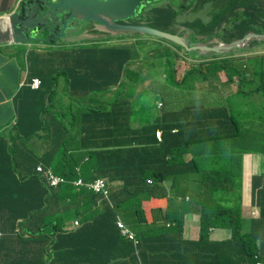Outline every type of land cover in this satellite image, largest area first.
Returning <instances> with one entry per match:
<instances>
[{"label": "trees", "instance_id": "1", "mask_svg": "<svg viewBox=\"0 0 264 264\" xmlns=\"http://www.w3.org/2000/svg\"><path fill=\"white\" fill-rule=\"evenodd\" d=\"M206 2L214 12L210 22L191 25L196 36L218 32L222 23L230 21L232 29L219 35L227 44L250 32L264 34V0ZM176 15L172 12L156 20V27L168 31ZM103 38L114 39L110 35ZM150 49L159 58L141 60ZM181 50L162 39L156 44L143 45L136 40L80 45L48 55L35 50L25 53L28 84L15 95L8 131L0 132V230L4 232L0 264H126L128 259L134 264H264V189L257 202L261 218L253 220L249 232L244 231L240 207H218L214 198L201 201L200 238L186 240L182 232L185 204L179 199L184 194L175 190L164 217L169 226L166 221L150 224L145 217L143 202L166 197L162 184L183 174L171 168L187 164L184 156L188 151L180 143L171 146L176 138L168 137L172 129L175 136L181 134L182 125L177 121L165 128L160 123L168 115L164 102H198L191 89H184L191 78L203 80L230 71L238 75L237 66L229 59L189 65L186 58L193 52L182 55ZM179 60L185 61L181 67L176 66ZM160 63L167 68L164 80L153 86L154 92L148 91L147 100L136 98L143 93H137V87L146 76L131 66L146 69L157 82ZM178 72L183 74L179 79ZM34 77L42 82L38 89L30 87ZM174 82L180 89L168 95V86ZM263 90L264 86L259 92L264 94ZM158 100L163 106L155 120ZM157 120L159 124H155ZM207 124L197 120L191 126ZM157 127L165 131L160 143L151 136ZM212 128L217 139L225 142L232 137L230 131ZM161 152L163 161L159 162L155 155ZM40 164L68 182L47 188L36 172ZM80 177L83 184L100 177L121 184L98 206V195L72 184ZM123 215L139 240L138 246L122 238L116 227V217ZM78 221L80 226L72 229ZM210 227L231 230L232 236L212 241ZM9 233L12 238H5Z\"/></svg>", "mask_w": 264, "mask_h": 264}, {"label": "crops", "instance_id": "2", "mask_svg": "<svg viewBox=\"0 0 264 264\" xmlns=\"http://www.w3.org/2000/svg\"><path fill=\"white\" fill-rule=\"evenodd\" d=\"M18 1L24 0H0V15L6 14L5 17H0L1 21V33L7 32L9 27V19L12 14L17 12L22 8V3ZM31 2V0H26ZM192 0H175L173 3L176 7L189 6L187 12L189 14L197 13V9H207L209 15L211 16L214 12L211 4L207 3L206 7H200L196 2ZM204 1V0H201ZM206 1V0H205ZM16 3V4H15ZM26 3V4H28ZM172 13V11L168 12ZM167 16L165 9L162 5L155 7L151 13V22L153 23L154 29H159L158 25L155 24L156 20H161ZM228 25L232 29V24L230 22L222 23L217 29L218 32H223V29L228 30ZM158 26V27H156ZM23 33L26 36L32 37L31 31L27 25L23 26ZM264 35L256 32H250L245 35V38H251L250 35ZM47 35L45 37H35L31 42H21V43H11L13 39H6L4 42H0V48L7 47L10 48L9 52H3L0 49V132H7L10 126L11 118L13 117V106L16 93L19 91L20 87L24 84L28 70L26 58L27 55L22 54L31 51H39L48 55L52 51L56 50H70L73 46H59L54 42L49 43L54 40L56 36ZM189 35V34H187ZM259 41L255 42V47L261 52V56L255 57L252 54H247L243 50L247 45L242 44L241 49L235 50L232 54V58L237 60L235 63L250 77V82H253L251 87L246 84L243 80L240 81L239 77H234L231 82H227V79L223 77L219 80L213 88H208L205 84H197L201 88L210 89V94L207 96V102H203L199 107H188L183 103H169L165 105L167 109V116L160 119V123L163 127H168L175 124L177 121L182 125L181 134L178 139L171 142V146L181 143L184 150L187 149L185 146L187 142L191 143L193 141H198L202 139L206 134H209V129L211 127H220L224 131H230L232 137L222 142L227 149L219 151V149L214 150L208 146H204L207 150L193 151L196 144L190 147L192 152H188L184 156L185 163L184 166H178L171 168L175 173H183L184 170L191 169L193 166V158L200 157L202 153L209 154H224V161L212 164V166H217L224 173V182L218 187V191L225 189L224 186H230L233 189V182H230L229 174L234 175L238 172L240 175V184L238 187H242L241 193L238 199L230 200V205H235L240 207V214L244 222V231L249 232L252 230L253 219L250 217V211L253 207V202L256 197H258V191L262 189L264 185V96L258 92L262 85H264V39L254 38ZM225 72H220L222 75ZM183 74L178 72L177 78L179 79ZM63 82V79H61ZM240 82V84H238ZM249 82V83H250ZM42 83V82H41ZM141 91L145 90L146 86L139 87ZM62 89V87L60 88ZM177 87L172 85L168 86V92L170 94L174 93ZM204 98V97H203ZM231 103V106H230ZM226 108V109H225ZM231 115L237 118L236 124L230 125L226 122L225 118ZM206 120L208 124L203 127L193 128L191 125L194 121ZM213 123L211 124V122ZM155 124H159V121H155ZM160 126V125H159ZM160 129H162L160 127ZM157 130L161 132V137H156L158 142L162 139V130ZM214 143V142H213ZM242 150L240 152L239 150ZM163 152L158 154L156 157L159 162L163 161ZM229 164L228 167L225 165ZM192 179V175L188 176ZM182 176H177L176 178H169L167 182L163 183V187L168 191V195L164 198H148L147 201L143 202V209L148 223L156 220L159 224H163L165 220V213L168 208V198L171 196L170 189L175 191L186 192V194H191L194 190L190 184H182L179 180ZM244 181L241 182V180ZM42 180V179H41ZM43 181V180H42ZM118 184H114L117 187ZM237 187V188H238ZM217 191V192H218ZM185 194V195H186ZM217 195H215L216 198ZM217 199V198H216ZM184 226V236L186 240L196 241L199 239L200 234V215L192 210L185 217ZM5 231H9L4 228ZM211 233V239L213 241H225L231 238V231L227 229L217 228ZM12 238V234L9 233L5 238ZM13 254V258H14ZM126 264H131L130 259L125 260ZM172 264V263H171Z\"/></svg>", "mask_w": 264, "mask_h": 264}, {"label": "water", "instance_id": "3", "mask_svg": "<svg viewBox=\"0 0 264 264\" xmlns=\"http://www.w3.org/2000/svg\"><path fill=\"white\" fill-rule=\"evenodd\" d=\"M142 0H24L21 9L12 14L9 19L7 32L0 33V42L13 39L15 43L30 42L35 37H45L51 33L62 37L64 41L74 43L89 39L85 32L77 34L82 28V23H98L101 31L111 33L115 37L124 36L128 33H142L160 37L171 41L187 52L195 51L197 54L204 52L228 53L242 47L246 38L236 40L230 44L212 46L211 43H196L190 45L188 38L174 36L165 31L146 26L121 25L120 21L133 18L135 9L141 5ZM28 3V4H26ZM68 15V17H66ZM5 17V16H0ZM30 18L47 19L44 25L34 24ZM0 21V28H1ZM27 25L32 37L23 33V26ZM57 28H60L57 30ZM193 33L192 29H187ZM77 34V35H76ZM251 38L264 39V35L253 34Z\"/></svg>", "mask_w": 264, "mask_h": 264}, {"label": "bare ground", "instance_id": "4", "mask_svg": "<svg viewBox=\"0 0 264 264\" xmlns=\"http://www.w3.org/2000/svg\"><path fill=\"white\" fill-rule=\"evenodd\" d=\"M153 1L156 2V4H152ZM159 1H161V0H142L141 5L135 9V11H134L135 15L132 18L134 21H135V19H137V20L142 21V23H136V22L133 23L132 22V24L129 23L127 25L153 27V23L151 22V13L155 7H159L158 6V4L160 3ZM196 1L200 7H206L207 6V4L204 3V1L194 0L193 2H196ZM160 5H162L164 7L165 12L167 13V16L170 14L168 12H170V11L173 12L179 8V7L174 6L173 4L170 5L168 2L164 3V4L160 3ZM66 17H68V15ZM30 19L32 20V22L34 24H40V25H44L47 21V19H39V20H37L35 18H30ZM228 30H230V25H228ZM228 30L226 28H224L223 32H220L219 34L223 35L224 33H226L224 31H228ZM166 32L169 34H172L174 36H179L182 38H188L190 41L193 40L194 38L198 37V36H192V35H179L177 32L172 31V30H168ZM0 33H1V31H0ZM232 33H234V32H232ZM126 35L128 36L127 39H135L134 35H139V37H137V38H142L143 40L146 41V44H156V43H158L157 40H162V38H160V37H155V36H151L148 34H142L139 32L128 33ZM52 36H56V38L54 40H51L49 43L54 42L55 44H57L59 46H63V45L69 46L71 44L70 42L64 41L62 37H59L54 33H52L51 37ZM146 38H148V39L155 38V39H152L153 41H150ZM243 38H245V36L242 38H237L236 40H240ZM32 41H35V40H32ZM130 41H132V40H129L128 42H130ZM257 41H259V40L254 39V38H250V37L248 39H245L244 45H247V46L245 47V49L243 51L245 53H247L248 55L252 54L255 57L261 56L262 54H261V52H259L260 50L255 47V42H257ZM260 42L264 43V41H260ZM11 43H13V41H11ZM58 43H61V44H58ZM149 52L150 53H148V54H146V53L143 54L141 60H144V59L150 60L151 58L153 59V57L156 55L155 51L153 49H150ZM202 54L208 55L209 52H204ZM185 63L191 65L194 62L193 61H186ZM131 68L134 71H140L143 76H146V80L142 81V84L143 85L145 84L144 86H146L149 89L143 90L142 94H136L135 97L138 99L147 100L149 95H150L148 93V91L152 90L154 92L153 86H158V83L156 81H154L151 78V76H148L146 69H138L135 66H131ZM237 71H238V75H235L234 72L230 71V72H225L222 75L217 74L215 76L205 77V78H203V83L208 88H213L216 85V83L219 80H221L223 77H225L226 79L228 78L227 82H231L234 79V77H239L240 81L243 82V80H244L245 82H247L246 84H248V86L251 87L253 85V82H250V77L248 76V74H246L245 72H242L238 66H237ZM238 84H240V82H238ZM38 85L39 86L41 85V80L38 81ZM190 89H191L190 94L197 96L200 87L198 85L193 84L190 86ZM168 95H170V92L168 93ZM230 106H231V103H230ZM226 118L228 119V123L230 125H232L233 123L236 124L237 118L232 117L231 115H228ZM159 129H160V127H157L155 133L151 135L154 139H156V137H159L161 135V132L157 131ZM222 142H224V141L221 139L215 138V136L213 134V128L211 127L209 129V134L208 135L206 134L202 138V142L200 144L196 145L193 151L195 152V150H198L199 147H200V150H207V149H204V146L205 145L208 146V144L211 143L209 145V148L214 149V150L219 149L218 150V152H219V151H222L224 148L227 149V147L224 146V143H222ZM188 152H192V150H189ZM195 157H197V155ZM195 157L192 159L194 162L192 168L188 169V170H184L183 174H182V178L179 180L182 184H190L192 187H194V190L191 192V194H186L184 196L179 197V199L185 204V209L182 211L183 214L185 212H187L188 207L191 206L200 215L201 201L202 202L204 200L207 202L212 201L214 199L217 191H218V187L221 184H223V182H224L223 171L220 170L215 165L212 166V164L224 161V154H222V153H218V154L202 153V155L200 157H198L196 159H195ZM225 166L228 167L229 164H226ZM38 168H39V166H38ZM44 168H45V172L47 173L48 178H50V180H51L50 182L45 183L47 188L54 189V188L61 186L62 184H66L68 182L67 178L57 174L52 168H46L45 166H44ZM38 175L40 176V178L43 181L46 180V178H47L43 174H38ZM189 175L193 176L192 179H189V177H188ZM120 184H121V182L118 184V186ZM116 219H117L116 220V227L118 228L121 237L124 239H127L129 232H130V224L127 222L126 216L125 215L117 216ZM123 223L125 224V227L121 226V224H123ZM152 223H158V222L156 220H153L150 224H152ZM184 226H185V223H183V227H182L183 233H184ZM210 239H211V235H210ZM161 245H162L161 241H159L157 244L158 249L161 248ZM116 246H117V244H116ZM108 249L110 250V253L113 254L111 245L109 246ZM131 264H134L133 261Z\"/></svg>", "mask_w": 264, "mask_h": 264}, {"label": "clouds", "instance_id": "5", "mask_svg": "<svg viewBox=\"0 0 264 264\" xmlns=\"http://www.w3.org/2000/svg\"><path fill=\"white\" fill-rule=\"evenodd\" d=\"M23 1H18V3H22ZM16 4V3H15ZM186 6H182V7H179L177 10H175V11H173V12H177V15H176V19H175V22H174V25L172 26V28H174L175 26H179L183 31H185V32H187V34H189V35H192V36H196L195 34H194V31H193V33H188V31H187V29H192L193 30V28L191 27V25L193 24V23H191L190 21H187L188 23L186 24V21L185 22H182L181 20H180V18L185 14V12H187L188 11V9L187 10H184V8H185ZM203 9H200V10H198V12H200V11H202ZM7 14V13H6ZM6 14H1L0 16H6ZM207 18H208V21H207V23L208 22H210V20H211V16L210 15H208L207 16ZM193 20V19H192ZM182 23L184 24V25H182ZM204 23V22H203ZM90 24H92V23H90ZM90 24H88V23H86V22H84V23H82V28L77 32V34H81V33H83V32H85L86 33V35H88L89 37H91V38H89V39H86L85 41H81V42H79L78 44H82V43H85V42H88L87 40H95V41H100L101 43H100V45H109V44H114V39H112V41H110V39H104L103 37L104 36H107V35H110L112 38H122L121 36H119V37H115L114 35H112L111 33H108V32H105V31H101V30H99L98 28L101 26L100 24H98V23H95V24H97L98 25V27H97V30H96V32L97 33H88V32H86L85 31V29H87L88 27H89V25ZM204 24H206V23H204ZM121 25H123V24H121ZM125 25H127V24H125ZM172 28H170L169 30H172ZM162 31H164V30H162ZM167 30H165V32H166ZM76 34V35H77ZM186 34V35H187ZM219 33L217 32V31H214L212 34H207V35H205V36H203V37H201V36H198V37H196V38H194L193 40H191V44L190 45H194V44H196V43H211V45L212 46H216V45H219V44H222V43H224V44H227L226 42H224L220 37H219ZM126 39L127 38H123V39H119V40H121V43H126V42H128V41H126ZM101 40H105V41H101ZM164 40H166V39H164ZM168 41V40H167ZM131 42V41H130ZM169 42H171V41H169ZM234 42V41H233ZM104 43H106V44H104ZM171 43H173V42H171ZM232 43V42H231ZM175 44V43H174ZM230 44V43H229ZM91 45H93V44H91ZM91 45H89V46H91ZM177 45V44H176ZM73 46V45H72ZM177 46H179V45H177ZM179 47H181V46H179ZM182 49L183 50H181L180 51V54H182V55H184V51L186 52V53H188L183 47H182ZM237 49H241V47L240 48H236V49H234V50H232V51H230V52H228V53H210L209 52V54L208 55H203V54H197V52H195V51H191V52H193L192 53V56H190V57H187L186 59H187V61H193L195 64H201V63H205V62H209V61H212V60H223V59H229V60H231L232 61V63L235 65V66H237L236 65V61L237 60H235V59H233L232 58V53L235 51V50H237ZM184 58V57H183ZM179 62L180 63H184L185 61H182V60H179ZM177 63H178V61H177ZM176 66H177V64H176ZM205 67V66H204ZM219 74V73H218ZM27 78V77H26ZM164 78H165V75H164ZM35 79H37V80H40L38 77H34L33 79H32V81H31V83H30V87L32 88V89H38L40 86L38 85V87H36V88H33L32 87V82L35 80ZM176 81H180V80H178V79H176ZM203 82V80L201 79V77H197L196 79H193V78H191V79H189V82L187 83V85L184 87V89L188 92L189 90L188 89H190V86L191 85H197V84H199V83H202ZM26 84H28L27 83V79L25 80V82H24V84L21 86V87H23V86H25ZM142 86V85H141ZM174 86H176L177 87V90L174 92V93H172L171 95H174L177 91H179V89H180V85H178L176 82H174ZM262 86H264V85H262ZM261 86V87H262ZM20 87V88H21ZM140 87V86H139ZM261 89V88H260ZM259 89V90H260ZM259 90H258V92H259ZM260 93V92H259ZM210 94V89H208V88H206V89H204V88H201L200 87V89H199V91H198V94H197V96H195L197 99H198V102H192V101H187V102H185V103H183V104H186L188 107H195V108H197V107H199L200 106V104L201 103H203V102H207V96ZM262 95L264 96V94L262 93ZM204 97V98H203ZM170 98H171V96H170ZM169 98V99H170ZM155 103L158 105V107L157 108H155L154 109V111H153V115H154V117H155V120H156V118L158 117V114L156 113L157 111H159V109H161L162 108V104H163V101H160V100H158V101H155ZM165 103V105L166 104H169V103H171V102H168V103H166V102H164ZM177 103H181V102H177ZM166 113H167V109H166ZM11 125V124H10ZM162 130V139H161V141L160 142H162L163 141V135H164V130L163 129H161ZM175 132H176V130L175 129H172L171 130V132L168 134V137L169 138H176V139H178L179 137H180V133L178 132V135L177 136H175ZM161 137V135L159 136V138ZM156 140H157V142H158V139L156 138ZM160 142H158V143H160ZM202 142V139H199L198 141H193V142H191V143H189V142H187L186 143V147H187V149L186 150H184V151H189L190 150V147L191 146H194L195 144L196 145H198V144H200ZM180 145H182L181 143H180ZM183 146V145H182ZM183 149H184V147H183ZM188 153V152H187ZM157 155H155V158H157L156 157ZM39 167H41L42 169H43V171L45 172V168H44V165H42V164H40V165H38ZM38 166L36 167V172L38 173V174H43L44 175V173L43 172H39L38 171ZM78 172H79V169L77 168L76 169ZM82 178L80 177V178H78V179H76L75 181H72V184L75 186V187H87L89 190H91V191H93L96 195H98L99 197H100V200H98V206H100L101 205V202H102V199H109V197H110V195H111V193H112V190L114 189V188H116V187H114V184H119L120 182H115L114 184H111L109 181H108V179H106V178H103V177H100V178H97V179H95V180H93L92 182H85L83 185H80V186H77V185H75V182L76 181H78V180H81ZM97 180H104L105 181V183H106V186H107V190H108V195H104V194H100V193H96L93 189H91L90 187H89V185L90 184H94ZM44 182L46 183V180H44ZM167 182V181H166ZM148 183H152V181L151 180H149L148 181ZM162 186H163V184H162ZM118 187V186H117ZM262 189H264V185H263V187H262ZM262 189H260L259 191H258V197H256L255 199H254V202H253V207L251 208V211H250V217L253 219V220H256V219H260L261 218V214H260V210H259V208L257 207V202H258V198H259V192L262 190ZM173 191H174V189H170V194H171V196H172V194H173ZM176 192H180V193H183L184 195L186 194V192H182V191H176ZM158 193H160V192H158ZM166 193H167V195H168V191L166 190ZM164 198V197H163ZM169 198H170V196H169ZM168 198V199H169ZM215 198V197H214ZM177 199V198H176ZM171 205V203L169 202V200H168V207ZM142 206H143V204H142ZM237 208V207H236ZM144 210V209H143ZM167 211V210H166ZM146 217V216H145ZM184 222H185V220H184ZM200 223V222H199ZM167 225L169 226L170 224L169 223H167ZM78 226H80V222L78 221V224L76 225V226H74L72 229H74V228H76V227H78ZM121 226L122 227H125V224L123 223V224H121ZM215 229H217V227H210V229H209V233L210 232H212V231H214ZM220 229H222V228H220ZM228 230V229H227ZM231 231V230H230ZM210 235H211V233H210ZM4 236V232L2 231V229L0 230V239L2 238ZM231 236H232V231H231ZM199 238H200V234H199ZM127 240H129V241H132L136 246H138L139 245V240H138V238L136 237V234L134 233V231L132 230V228L130 227V232H129V235H128V237H127ZM193 241V240H192ZM197 241V240H196ZM213 241V240H212ZM171 263L172 264H176V263H174V261H171ZM171 263H169V264H171ZM257 264H262L261 262H258Z\"/></svg>", "mask_w": 264, "mask_h": 264}, {"label": "rangeland", "instance_id": "6", "mask_svg": "<svg viewBox=\"0 0 264 264\" xmlns=\"http://www.w3.org/2000/svg\"><path fill=\"white\" fill-rule=\"evenodd\" d=\"M194 1V0H193ZM193 1H191V3L193 2ZM152 4H156V2H152ZM209 15V13H208V11H207V9H203L202 11H200V12H197V13H193V14H189V12H185V14L180 18V20L182 21V22H185V21H190V20H192L194 17H197V16H202V17H204L206 20H208V18H207V16ZM88 24H90V23H88ZM182 25H184L183 23H182ZM123 39V38H122ZM146 39H148V38H146ZM152 39H155V38H150V39H148V40H150V41H153ZM129 40H132V42H135L136 40H137V43H140V42H142L143 43V45H146V41L145 40H143L142 38H137V37H135V39H126V41H129ZM88 42H85V43H82L81 45H86V46H89V45H91V44H95V45H98V44H100L101 42L100 41H95V40H87ZM101 41H105V40H101ZM110 41H112L111 39H110ZM159 41L160 40H157V42L159 43ZM114 43H121V40H119L118 38H114V41H113ZM79 42H74V43H71L70 45L72 46L73 45V47H77V46H80V44H78ZM58 44H61V43H58ZM104 44H106V43H104ZM3 52H9V50H11L10 48H7V47H2V48H0ZM139 49H141V47H139ZM22 54H24V55H27V54H25V53H23V52H21ZM148 53H150V52H148ZM148 53H146V54H148ZM159 58V56H154L153 58ZM182 66V63H180L179 61H178V63H177V67H181ZM185 67H187V65H185ZM167 73V68H166V65L164 64V63H160V64H158V68H157V71H156V75H155V78H156V80H157V83H160V82H162V80L164 79V75ZM170 73V71H168V74ZM145 85V84H144ZM144 85H142V86H144ZM140 88L139 87H137V93L138 92H140ZM146 90H148L147 88H146ZM260 94H262V92H260ZM157 114L159 113V111H157L156 112ZM240 152H242V150L240 149L239 150ZM229 178H230V182L232 181L233 182V186H234V188H236V189H233V188H231L230 186H224L225 187V189H222V190H219L217 193H216V201H217V206L218 207H226V208H228L229 206L230 207H232V208H236L237 206H235V205H230L229 203V201L230 200H232V199H238L239 201H241L240 199H239V195H240V193H241V190H242V187H238L239 186V184H240V175H239V173L238 172H235V174L234 175H232V174H229V176H228ZM242 181H244V179H242L241 180V182ZM238 187V188H237ZM192 210H195V209H193L191 206L190 207H188V210H187V212H185L184 213V216L183 217H185L189 212H191ZM196 212V211H195ZM197 213V212H196Z\"/></svg>", "mask_w": 264, "mask_h": 264}, {"label": "flooded vegetation", "instance_id": "7", "mask_svg": "<svg viewBox=\"0 0 264 264\" xmlns=\"http://www.w3.org/2000/svg\"><path fill=\"white\" fill-rule=\"evenodd\" d=\"M160 3H162V4H164V3H169L170 5H172L174 2H175V0H161V1H159ZM160 3L158 4V6H160ZM147 11V10H146ZM132 18H129V19H127V20H125V21H120L119 22V24H123V25H125V24H129V23H131L132 24V22L133 23H142V21H140V20H137V19H135V21L132 19ZM196 21H201L202 23L204 22V23H207V21L208 20H206L204 17H202V16H197V17H194L193 18V20H191L190 22L191 23H194V22H196ZM188 22L186 21V24H187ZM97 27H98V25L97 24H95V23H92V24H90L89 25V27L87 28V29H85V31L86 32H88V33H97L96 32V30H97ZM60 28H57V30H59ZM172 31H175V32H177L179 35H186L187 34V32H185V31H183L179 26H175L174 28H172Z\"/></svg>", "mask_w": 264, "mask_h": 264}, {"label": "built area", "instance_id": "8", "mask_svg": "<svg viewBox=\"0 0 264 264\" xmlns=\"http://www.w3.org/2000/svg\"><path fill=\"white\" fill-rule=\"evenodd\" d=\"M38 81L37 79H35L32 82V87L36 88L38 87ZM39 172H43L44 176L47 177L46 178V182H50V178H48L47 173L43 171V169L41 167L38 168ZM75 185L80 186L83 185V183L81 182V180H78L75 182ZM89 187L91 189H93L96 193H100V194H104V195H108V190H107V186L104 180H97L94 184H90Z\"/></svg>", "mask_w": 264, "mask_h": 264}]
</instances>
